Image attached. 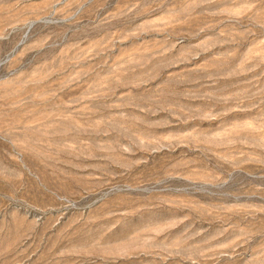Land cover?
Here are the masks:
<instances>
[{
    "label": "rangeland",
    "instance_id": "rangeland-1",
    "mask_svg": "<svg viewBox=\"0 0 264 264\" xmlns=\"http://www.w3.org/2000/svg\"><path fill=\"white\" fill-rule=\"evenodd\" d=\"M0 264H264V0H0Z\"/></svg>",
    "mask_w": 264,
    "mask_h": 264
}]
</instances>
